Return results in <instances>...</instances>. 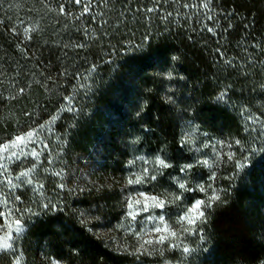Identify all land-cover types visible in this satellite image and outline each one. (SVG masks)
<instances>
[{
	"label": "trees",
	"instance_id": "obj_1",
	"mask_svg": "<svg viewBox=\"0 0 264 264\" xmlns=\"http://www.w3.org/2000/svg\"><path fill=\"white\" fill-rule=\"evenodd\" d=\"M71 96L74 164L92 151L115 178L142 158L177 222L144 263L264 264V0H0V144ZM122 194L36 218L28 263L136 264L93 232Z\"/></svg>",
	"mask_w": 264,
	"mask_h": 264
},
{
	"label": "rangeland",
	"instance_id": "obj_2",
	"mask_svg": "<svg viewBox=\"0 0 264 264\" xmlns=\"http://www.w3.org/2000/svg\"><path fill=\"white\" fill-rule=\"evenodd\" d=\"M82 102L74 96L66 98L60 112L39 116L40 122L32 129L0 144V264H29L21 247L36 218L68 207L93 217L92 210L83 205L80 210L77 202H84L87 194L94 195L107 184L123 191L124 205L115 223L94 225L93 232L99 238L121 246L136 264H146L144 258L152 257L150 251L173 237L177 222L165 219V199L149 183L148 164L142 158H131L128 174L115 178L96 173L92 151L84 156V164H74L70 137L64 131L83 119L84 111H78ZM197 212L195 207L185 220L192 221ZM88 222L91 225L94 220L89 218ZM47 264L60 263L48 260Z\"/></svg>",
	"mask_w": 264,
	"mask_h": 264
}]
</instances>
